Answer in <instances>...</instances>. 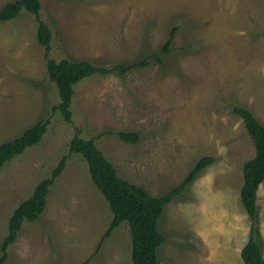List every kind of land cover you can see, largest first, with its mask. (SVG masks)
I'll list each match as a JSON object with an SVG mask.
<instances>
[{
    "label": "rangeland",
    "instance_id": "374dc122",
    "mask_svg": "<svg viewBox=\"0 0 264 264\" xmlns=\"http://www.w3.org/2000/svg\"><path fill=\"white\" fill-rule=\"evenodd\" d=\"M12 0H0V7ZM51 31L48 56L99 66L145 67L84 78L74 86L71 122L48 80L38 22L22 10L0 23V144L50 118L41 140L0 168V242L13 210L50 176L35 222L24 221L4 264H132L129 228L104 237L112 214L87 165L68 154L75 127L92 139L118 176L161 196L204 156L206 166L158 221L161 264H243L251 220L240 202L242 165L254 146L235 106L264 126V0H40ZM177 27L161 63L150 58ZM134 133L126 143L117 133ZM254 238L264 257V180ZM99 245V248H98Z\"/></svg>",
    "mask_w": 264,
    "mask_h": 264
},
{
    "label": "trees",
    "instance_id": "16d2710c",
    "mask_svg": "<svg viewBox=\"0 0 264 264\" xmlns=\"http://www.w3.org/2000/svg\"><path fill=\"white\" fill-rule=\"evenodd\" d=\"M40 0H12L0 7V23L7 22L17 17L22 10L33 14L38 22L36 39L44 47V60L48 80L56 85L59 102L51 107V114H59L66 123L71 122L70 105L74 95V86L84 78L93 75H107L114 71L126 73L138 66L145 67L148 62L144 58L132 65L114 64L112 66H97L89 61H69L62 59L55 61L48 54L50 51L51 31L39 19ZM177 27H172L165 42L158 52L151 54L150 58L161 63V55L169 52V46L174 38ZM233 112L241 118L244 127L254 146V157L242 165L243 182L239 197L244 211L251 220L247 242L240 250L243 264H264L261 247L254 238V219L256 214V197L259 185L264 180V126L255 118L248 109L235 106ZM50 118L40 120L11 141L0 144V168L25 149L36 145L46 132ZM81 128L75 127L74 135L68 144V154H78L87 165L88 173L96 189L102 194L112 214L104 237L126 222L129 228L131 243L132 264H161L157 250L164 243L165 238L158 230V221L166 205L181 196L184 188L214 158L201 157L190 170L186 178L178 185L172 187L161 196H153L144 188L120 178L112 164L96 147L92 139L82 136ZM119 138L126 143H134L138 136L134 133H117ZM68 155L63 156L49 177L42 179L34 188L31 196L21 202L12 212L7 222V233L0 242V264L8 258V248L15 242L22 223L35 222L40 218L46 206V197L49 186L65 168ZM99 248V245H98Z\"/></svg>",
    "mask_w": 264,
    "mask_h": 264
}]
</instances>
